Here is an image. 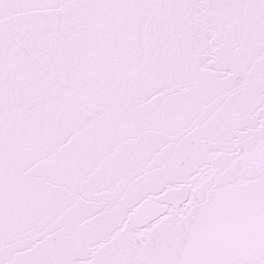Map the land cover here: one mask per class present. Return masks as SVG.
<instances>
[{"label":"snow or ice","instance_id":"obj_1","mask_svg":"<svg viewBox=\"0 0 264 264\" xmlns=\"http://www.w3.org/2000/svg\"><path fill=\"white\" fill-rule=\"evenodd\" d=\"M0 264H264V0H0Z\"/></svg>","mask_w":264,"mask_h":264}]
</instances>
